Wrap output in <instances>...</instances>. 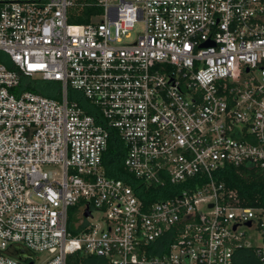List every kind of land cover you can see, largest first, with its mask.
Wrapping results in <instances>:
<instances>
[{"label":"built area","instance_id":"2783aa9c","mask_svg":"<svg viewBox=\"0 0 264 264\" xmlns=\"http://www.w3.org/2000/svg\"><path fill=\"white\" fill-rule=\"evenodd\" d=\"M0 53V264H264L241 230L264 236V207L217 176L264 178V0H0ZM114 138L177 192L146 204L108 175Z\"/></svg>","mask_w":264,"mask_h":264},{"label":"trees","instance_id":"16d2710c","mask_svg":"<svg viewBox=\"0 0 264 264\" xmlns=\"http://www.w3.org/2000/svg\"><path fill=\"white\" fill-rule=\"evenodd\" d=\"M99 12V8L92 7L83 10L84 16L72 18L75 23H87L90 21L89 16L92 13ZM0 59L11 66V61L4 53H0ZM37 80H40L38 82ZM28 89L42 93L46 96L59 98V84L51 81L45 83L41 79H33L29 82ZM72 98L78 99L92 113L94 109L89 108L88 101L85 100L80 93L75 90L70 91ZM125 150L118 138L112 139L108 153L105 156L108 175L127 179L138 191L140 197L146 204L151 203L160 198L171 196L177 192L180 186L167 183L165 186L146 185L139 179L124 169ZM217 176L224 181L229 190H236L240 199V205L245 207H264V178L255 168L247 166H234L227 164L224 168L217 172Z\"/></svg>","mask_w":264,"mask_h":264},{"label":"rangeland","instance_id":"374dc122","mask_svg":"<svg viewBox=\"0 0 264 264\" xmlns=\"http://www.w3.org/2000/svg\"><path fill=\"white\" fill-rule=\"evenodd\" d=\"M142 26L139 25L137 27V31L141 30ZM136 33V32H135ZM38 82H40V80H37ZM45 83H50L51 81H44ZM98 215V214H96ZM241 230H247V244L253 245V246H260L263 247L264 246V236L261 234L260 231L255 230V229H249L244 227H241ZM49 255L46 252H40L36 254V264H44L46 258Z\"/></svg>","mask_w":264,"mask_h":264},{"label":"water","instance_id":"95a60500","mask_svg":"<svg viewBox=\"0 0 264 264\" xmlns=\"http://www.w3.org/2000/svg\"><path fill=\"white\" fill-rule=\"evenodd\" d=\"M88 214H89V212L86 213V215H88ZM249 224H250V222H249ZM17 250H18L17 257L21 260H23L26 256H29V257L33 256V253L31 251H29L25 248H22L20 246L17 247ZM29 264H34V262L31 261V262H29Z\"/></svg>","mask_w":264,"mask_h":264},{"label":"flooded vegetation","instance_id":"af4514ba","mask_svg":"<svg viewBox=\"0 0 264 264\" xmlns=\"http://www.w3.org/2000/svg\"><path fill=\"white\" fill-rule=\"evenodd\" d=\"M16 252H18V250L16 249Z\"/></svg>","mask_w":264,"mask_h":264}]
</instances>
